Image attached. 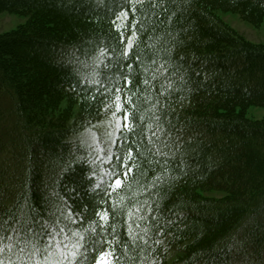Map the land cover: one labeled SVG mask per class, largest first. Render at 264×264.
Here are the masks:
<instances>
[{
  "label": "trees",
  "instance_id": "trees-1",
  "mask_svg": "<svg viewBox=\"0 0 264 264\" xmlns=\"http://www.w3.org/2000/svg\"><path fill=\"white\" fill-rule=\"evenodd\" d=\"M85 1L90 9L72 0L67 16L95 24L74 40L41 26L0 37V214L19 217L30 204L43 212L59 203L56 193L74 196L81 210L96 206L92 189L99 184L103 193L109 170L119 163L115 156L128 145L135 171L125 184L131 188L102 205L115 202L119 209L112 228L101 232L117 264H166L170 249L179 255L172 264H264V120L242 114L248 106H264V46L229 33L213 15L215 8L235 9L258 21L264 0L137 5L142 11L130 13L126 27L137 31L127 60L134 65V86L121 82V93L104 91L109 82L101 61L108 53L100 48L118 43L113 13L125 0ZM50 8L44 0H0V10ZM17 44L29 49L17 54ZM72 95L83 101L76 122L49 113ZM115 95L123 97L135 131L120 133L113 160L102 166L69 138L115 104ZM90 170L97 175L88 184ZM202 190L226 197L204 199ZM17 255L11 258L21 264Z\"/></svg>",
  "mask_w": 264,
  "mask_h": 264
},
{
  "label": "snow or ice",
  "instance_id": "snow-or-ice-1",
  "mask_svg": "<svg viewBox=\"0 0 264 264\" xmlns=\"http://www.w3.org/2000/svg\"><path fill=\"white\" fill-rule=\"evenodd\" d=\"M143 3L144 0H125L121 10L113 13V23L115 20L128 18L130 13L142 11V8L137 5H143ZM148 6H154L150 0ZM122 28L123 25L116 28L119 32L118 43L100 48L102 54L108 53V57L101 61L109 82L105 86V93L110 90L121 93V82L127 86H134L132 77L134 65L127 63V60L133 56L135 43L133 37L137 35V31H133L132 37H126ZM121 45H123L122 48ZM140 59V55L136 54L135 60ZM125 67L128 69L127 72L122 71ZM143 83L148 85L149 81L145 79ZM122 100L121 95H115L113 114L117 115L115 131L125 135L134 132L135 128L131 114L125 110ZM129 103L132 101L129 100ZM132 157L133 148L128 145H125L122 156H115L119 163L109 170V179L105 182L103 193L97 191L100 188L99 184L92 189L94 197H99L96 206L85 204L81 210L74 196L64 197L56 193L59 203H52L43 212L30 204L27 212L21 209L19 217L15 212L0 214V256L4 253L9 254L0 259V264H14L11 257L17 253H19L17 261L21 264H117L119 258L114 247L106 243L101 232L112 228L110 221H114L119 215V209L115 202L108 208L102 205L107 203V198H110L113 193H118L125 187L131 188V184H125V181L129 180L135 171L132 166ZM113 158L114 154L106 151L101 163L103 160L112 161ZM96 175L94 170H90V175L86 177L88 184L92 183ZM140 175L144 173L141 172ZM70 191L76 193L74 188ZM84 223H89L93 227L85 228L83 231L73 228V225Z\"/></svg>",
  "mask_w": 264,
  "mask_h": 264
},
{
  "label": "rangeland",
  "instance_id": "rangeland-1",
  "mask_svg": "<svg viewBox=\"0 0 264 264\" xmlns=\"http://www.w3.org/2000/svg\"><path fill=\"white\" fill-rule=\"evenodd\" d=\"M48 5H51L49 10L45 11H28L27 9H15V10H0V37L18 32H25L30 34V29L35 26H41L50 34L58 35L61 38L74 40L77 36L83 33V31L94 27L95 23L86 22L83 19H79L78 16H67V10L70 7L72 0H44ZM98 1V0H96ZM147 0H144V2ZM54 6L57 9H54ZM90 5L85 0H80L78 9H90ZM58 9H61L65 15H62ZM214 17L227 29L229 33L235 34L237 37L251 43L253 45L264 46V18L258 21H250L245 19L238 10L235 9H222L215 8L213 10ZM128 18H121L115 20V28L121 27L125 32L126 37H132V33L126 27ZM90 23V24H89ZM91 25V26H90ZM53 35V36H54ZM134 39V37H133ZM17 54H21L29 47H25L20 44L16 46ZM39 49L36 51L42 55L48 52H42ZM8 60V59H6ZM36 60V59H35ZM36 62V61H35ZM43 71H48L47 67L43 66ZM23 71V70H22ZM18 70L22 77H28L29 72H22ZM22 72V73H21ZM32 75V74H31ZM50 87V86H49ZM48 86L47 88L50 89ZM36 91H32L35 93ZM66 94V93H64ZM43 99V98H42ZM44 100V99H43ZM57 101V100H56ZM49 113L56 114L61 118L68 120L70 124L76 122L81 117L83 112V101L76 95L66 96L60 98L56 102L54 108H50ZM115 104L108 105L99 114V117L86 125L81 131L75 132L70 136V141L75 145H81L84 149L86 156L94 160L102 166L109 165L111 161L101 160L103 159L106 151H111L114 155L116 149L120 144V132L115 131L117 123V115H114ZM242 114L245 118L251 121L264 120V106H248L242 110ZM113 142H115L113 144ZM57 146H51V149H56ZM201 198L208 199H223L226 197V193L220 191H199ZM174 249V248H172ZM179 258L176 250H169L166 256L167 263L172 264ZM242 260H238L237 263Z\"/></svg>",
  "mask_w": 264,
  "mask_h": 264
}]
</instances>
